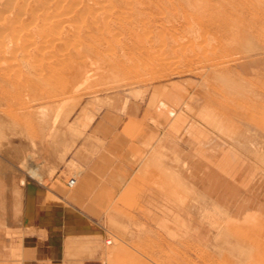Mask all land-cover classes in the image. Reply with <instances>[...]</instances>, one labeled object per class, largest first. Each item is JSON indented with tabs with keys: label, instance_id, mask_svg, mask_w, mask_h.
Segmentation results:
<instances>
[{
	"label": "rangeland",
	"instance_id": "1",
	"mask_svg": "<svg viewBox=\"0 0 264 264\" xmlns=\"http://www.w3.org/2000/svg\"><path fill=\"white\" fill-rule=\"evenodd\" d=\"M242 24L243 39L218 41L187 33L181 19L180 43L156 45L130 61L137 69L129 74L94 76L65 97L24 92V107L0 109V256L21 229L30 230L33 204L46 201L50 190L93 221L88 233L103 241L102 264H229L232 253L235 261L228 246L219 257L222 240L212 232L227 205L247 199L254 207H244L243 216L264 219V0H243ZM217 44L234 46L226 53L237 59L222 70L201 71L224 51ZM236 101L241 104L234 109ZM185 103L193 108L184 112ZM175 115L189 123L199 117L208 132L228 136L226 161L244 173L226 174V195L210 194L183 176L193 157ZM33 167L39 176H30ZM205 229L209 236L202 239Z\"/></svg>",
	"mask_w": 264,
	"mask_h": 264
},
{
	"label": "bare ground",
	"instance_id": "2",
	"mask_svg": "<svg viewBox=\"0 0 264 264\" xmlns=\"http://www.w3.org/2000/svg\"><path fill=\"white\" fill-rule=\"evenodd\" d=\"M181 19L187 24V33L197 34L199 38L215 35L218 41L243 39V0H0V109L24 107V92L39 99L48 98L51 93L65 97L76 94L94 76L104 80L110 75L129 74L137 67L136 62L133 65L130 61L142 60L141 56H148L156 45L171 48L180 43ZM217 47L224 51L201 65V71L222 70L228 62L237 59L232 50L226 53L235 49L234 46L225 48L217 44ZM183 56L187 63H194L193 57ZM234 103V109L241 104ZM189 108L192 105L185 103L182 110L187 112ZM175 116L173 121L183 125L181 137L190 142L189 153L193 157V161L184 164L183 176L210 194L226 195L231 189L226 174L242 171L226 161L225 153L230 149L227 146L231 144L228 136L222 135L221 139V134L208 132L202 127L207 123L199 117L189 123ZM29 171L31 177L40 175L35 167ZM251 201L227 205L225 220L213 228V236L222 240L217 245L219 257L228 251H222L225 246L231 247L237 256L232 261L231 252L229 259L226 257L232 261L229 264H264V219H259V213V220L254 212L252 216L247 211L249 208L243 216L244 207L254 205ZM232 216L240 220L233 223ZM207 230L200 238L209 236ZM213 242L212 247L216 244Z\"/></svg>",
	"mask_w": 264,
	"mask_h": 264
},
{
	"label": "crops",
	"instance_id": "3",
	"mask_svg": "<svg viewBox=\"0 0 264 264\" xmlns=\"http://www.w3.org/2000/svg\"><path fill=\"white\" fill-rule=\"evenodd\" d=\"M32 209L33 225L17 233L13 248L0 256V264L103 263V241L88 233L93 232L89 231L93 221L80 213L78 204L49 190L46 201L33 204Z\"/></svg>",
	"mask_w": 264,
	"mask_h": 264
},
{
	"label": "built area",
	"instance_id": "4",
	"mask_svg": "<svg viewBox=\"0 0 264 264\" xmlns=\"http://www.w3.org/2000/svg\"><path fill=\"white\" fill-rule=\"evenodd\" d=\"M73 183H74V180H73V179H69V180H68V186H72Z\"/></svg>",
	"mask_w": 264,
	"mask_h": 264
}]
</instances>
